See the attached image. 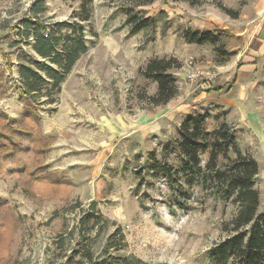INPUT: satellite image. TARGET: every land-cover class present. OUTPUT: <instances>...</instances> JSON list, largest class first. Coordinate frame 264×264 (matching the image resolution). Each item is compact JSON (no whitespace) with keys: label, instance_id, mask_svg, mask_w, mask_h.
Wrapping results in <instances>:
<instances>
[{"label":"rangeland","instance_id":"rangeland-1","mask_svg":"<svg viewBox=\"0 0 264 264\" xmlns=\"http://www.w3.org/2000/svg\"><path fill=\"white\" fill-rule=\"evenodd\" d=\"M32 2L0 0V264H68L84 238L95 257L108 249L113 258L129 256L127 264H234L231 257H212L210 249L229 235L222 226L236 206L195 189L199 198L178 208L164 176L143 165L152 152L173 162L176 153L165 145L187 118L208 130L225 121L257 163L254 187L264 217V48L256 62H245L241 53L259 31L255 15L232 19L218 7L240 14L255 0H45L37 19L29 15ZM142 2L149 3L133 11L143 10L155 25L133 33L125 11ZM83 3L87 51L59 90L47 78L23 94L21 66L43 60L26 24L49 32L57 23L79 21ZM186 28L212 31L219 41L188 43ZM155 56L181 64L172 71L177 95L159 106L146 101L157 86L139 72ZM235 75V89L225 93ZM207 158V151L200 153L202 166Z\"/></svg>","mask_w":264,"mask_h":264},{"label":"trees","instance_id":"trees-1","mask_svg":"<svg viewBox=\"0 0 264 264\" xmlns=\"http://www.w3.org/2000/svg\"><path fill=\"white\" fill-rule=\"evenodd\" d=\"M184 1H188L191 5L198 3V0ZM148 3L142 2L126 8L125 13L131 32H151L154 28L155 20L152 17L144 16L143 10L133 11L134 8ZM218 7L232 19L239 17V9L222 4H218ZM44 8L45 0H33L29 10L30 17L37 19V14ZM88 12V8L83 3L81 11L76 14L79 21L57 23L49 32H42L43 25L38 23L26 24V27L32 26L30 30L33 37L32 49L43 60L31 64V67L21 66L20 79L23 82V94L29 95L36 88L35 84L47 78L52 80L53 88L60 89V83L65 74L71 70L79 56L88 49L84 26L81 23L89 19ZM63 27L67 29L66 32H62ZM183 38L186 42L193 44L216 45L219 41V35L212 31L191 28L184 30ZM3 55L10 65L12 62L8 55L5 52ZM45 60L56 64L57 70H53L45 63ZM180 67L181 64L173 56H155L150 58L143 68H140L139 72L157 86L153 95L146 96L148 104L165 105L177 95V78L172 71ZM41 72H44L45 76H42ZM236 82L237 75L228 84L225 93H231L236 87ZM222 89L223 87H219L216 90ZM210 91L212 89L208 90ZM165 146L170 153H176L173 162H161L152 152L144 162L143 169L152 175L161 173L164 176L170 191L169 198L176 207L188 208L195 198V189H198L202 195L210 196L214 201L236 206V212L222 226L229 235L210 249L212 257L222 262L231 257L234 264H264V217L258 214L259 193L254 187L258 166L255 159L242 149L232 127L222 121L216 128L208 130L203 127L202 121L190 117L179 126V136L168 140ZM203 151L208 152L204 166L201 165L200 159V153ZM142 171L138 169L136 172L139 180L144 178ZM198 198L199 196L195 199ZM95 205V202H91L89 210H93ZM85 215L80 218L81 228L85 227V219L89 217V214ZM118 232L119 228L113 235ZM82 233L83 237H88L85 230H82ZM59 239L61 244L59 247H62L64 239ZM87 239H82L77 247L71 250L67 257L68 264H127L130 260L129 256L113 258L108 249L104 250L99 257H95L85 244ZM76 255L79 259L75 260Z\"/></svg>","mask_w":264,"mask_h":264},{"label":"crops","instance_id":"crops-1","mask_svg":"<svg viewBox=\"0 0 264 264\" xmlns=\"http://www.w3.org/2000/svg\"><path fill=\"white\" fill-rule=\"evenodd\" d=\"M262 4H264L263 0H255L253 5L245 4L241 7L239 14V17L241 18H244V16L248 18L254 13L255 18L251 20H254V22L257 21V29H259L258 35L246 42L247 50L244 49V52L241 53V56L245 57L244 61L248 63L256 62V60L259 59L261 50L264 48V19L260 17ZM240 59L241 58H238V61H240ZM251 69L254 70V66ZM241 97L242 96L239 95V98Z\"/></svg>","mask_w":264,"mask_h":264}]
</instances>
